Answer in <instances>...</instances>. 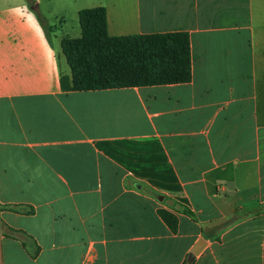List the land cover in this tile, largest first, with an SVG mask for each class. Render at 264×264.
Here are the masks:
<instances>
[{"label":"crops","instance_id":"crops-1","mask_svg":"<svg viewBox=\"0 0 264 264\" xmlns=\"http://www.w3.org/2000/svg\"><path fill=\"white\" fill-rule=\"evenodd\" d=\"M95 6L109 35L186 32L190 79L63 90ZM184 260L264 264V0H0V264Z\"/></svg>","mask_w":264,"mask_h":264},{"label":"trees","instance_id":"trees-1","mask_svg":"<svg viewBox=\"0 0 264 264\" xmlns=\"http://www.w3.org/2000/svg\"><path fill=\"white\" fill-rule=\"evenodd\" d=\"M78 23L80 35L63 37L60 42L71 71L70 77H60L63 90L121 88L190 79L186 32L109 35L103 6L80 9ZM158 214L175 232L177 217L165 209H158ZM182 264H186L185 260Z\"/></svg>","mask_w":264,"mask_h":264},{"label":"rangeland","instance_id":"rangeland-1","mask_svg":"<svg viewBox=\"0 0 264 264\" xmlns=\"http://www.w3.org/2000/svg\"><path fill=\"white\" fill-rule=\"evenodd\" d=\"M77 27H79L78 18L77 16L75 17L74 15H72L70 11L67 16L66 23L64 25V30H67V32H69V34L71 35L72 32H75Z\"/></svg>","mask_w":264,"mask_h":264},{"label":"water","instance_id":"water-1","mask_svg":"<svg viewBox=\"0 0 264 264\" xmlns=\"http://www.w3.org/2000/svg\"><path fill=\"white\" fill-rule=\"evenodd\" d=\"M204 245V240L203 239H198L193 246L191 247L190 251L188 252L186 256V261L188 263L192 262L195 255L201 250V248Z\"/></svg>","mask_w":264,"mask_h":264}]
</instances>
